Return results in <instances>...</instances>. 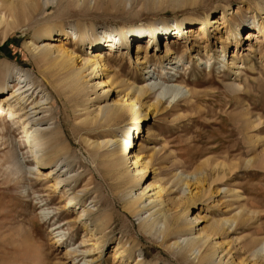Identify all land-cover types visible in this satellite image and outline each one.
Masks as SVG:
<instances>
[{
	"label": "rangeland",
	"instance_id": "obj_1",
	"mask_svg": "<svg viewBox=\"0 0 264 264\" xmlns=\"http://www.w3.org/2000/svg\"><path fill=\"white\" fill-rule=\"evenodd\" d=\"M41 2V9L34 13L32 21L29 19L26 25L10 33L5 42L1 43L0 37V59L8 58L12 64L27 70L30 79L48 85L32 63V53L25 48L32 27L61 24L62 29L54 30L51 38H40L37 43L58 44L66 38L64 47L72 49L75 57L71 68L80 66L82 58L92 51L85 43L73 39V31L78 33L79 29L75 28L88 29L85 42L108 28L104 33L114 35L115 40L128 36V44L122 45L118 55L112 57L123 70L115 75L106 68L110 78L107 91L102 94L99 87L96 91L91 87L98 75L87 78L91 109L120 98L127 103L129 95L137 94L135 89L127 88V83L133 81L138 87L167 81L169 77L172 81L165 84L186 79V88L193 95L185 92L178 99H172L167 92L161 95L162 89H153L139 97L143 106L155 103L154 108L146 107L144 121L127 117L111 127L121 134L120 129L132 126L134 137L133 125L139 121V147L149 156L146 176L141 183L143 186L151 184L143 197L152 193V187L159 180L165 186L163 195L168 198L175 220L199 217L196 224L186 223L180 240L198 229L211 231L203 247L215 250L223 264H264V255H261L264 253V0H163L160 3L125 0L115 6L107 0ZM258 2L263 5L262 9L257 7ZM182 21L192 24L191 36L182 34V38L171 40L172 37L167 39L162 35L174 27L181 28ZM118 22L123 25L120 32ZM163 22L165 25L161 28ZM200 22H203L204 34L195 32ZM139 27H143L144 36L153 31L152 27L160 31V35L156 34L150 49L135 53L136 42L129 34ZM247 31L260 36V41L253 37L245 39ZM171 59L175 60L173 64ZM54 66L51 64L46 70L52 78L63 72L58 65ZM151 69L154 73L148 74L146 71ZM11 75L9 70L4 76L11 80ZM149 75L152 77L147 79ZM156 97H160L157 102ZM60 102L53 103L50 109L55 113L53 120L67 124L65 133L70 137L67 176L71 178L67 183L74 185L79 198L85 204L91 202L93 209L110 208L115 217L114 226L112 231H107L102 246L96 249L94 239L74 221V211L45 220L43 211L49 214L62 208L65 211L66 195L60 192L63 187L53 188V179L48 173L51 164L40 166L38 173L36 166L29 164V146L23 137L3 133L0 139V264H133L136 261L140 264H199L194 254L179 257L165 246L172 242L175 234H170L168 241L162 244L160 236L142 229L137 215L123 209L119 198L122 188L103 163L104 148L100 156L91 153L82 141L85 134L76 128L80 127L78 119L67 108L64 114ZM134 110L137 112V107ZM1 121L0 118V126ZM3 121L13 126L5 116ZM90 153L93 156H89ZM29 168L33 173L27 171ZM184 180L188 181L189 188L183 184ZM43 190L48 193L43 197L49 204L39 206L40 202L36 203L32 197ZM139 190V184L132 186L133 192ZM67 207L68 203L65 209ZM64 219L69 221L70 228L64 225L60 231L50 230L53 222ZM59 232L64 233L62 239H65L57 244L54 235ZM118 239L129 248V258L127 254L122 255V259L115 257ZM68 248L76 251L68 254ZM198 253L195 254L198 256ZM217 260L213 264H218Z\"/></svg>",
	"mask_w": 264,
	"mask_h": 264
},
{
	"label": "bare ground",
	"instance_id": "obj_2",
	"mask_svg": "<svg viewBox=\"0 0 264 264\" xmlns=\"http://www.w3.org/2000/svg\"><path fill=\"white\" fill-rule=\"evenodd\" d=\"M76 1L84 2L86 0ZM123 1L125 0H107L111 5L115 3L120 5ZM162 1L163 0H156L158 3ZM184 1L195 2L196 0ZM41 3V0H0L1 43L6 41L10 33L26 25L29 19L31 20L34 16V13H37V11L39 12ZM262 6L260 2L257 7L262 9ZM119 24L118 22V25ZM164 25L165 23L163 22L160 27L162 28ZM180 26L181 28L174 27L171 31L167 30L163 32L162 35L167 36V39L172 37L171 40H174L173 38L176 40L182 38V34H184L185 37L191 36V32L194 31L191 23L186 25V22L182 21L180 22ZM197 26L195 32L204 34L203 22H200ZM122 28L123 25L121 26L120 24L119 32ZM152 28L153 31H149L147 36L142 34L143 27L134 29L135 31H132L133 29L131 30L129 38L136 42L135 53L145 52L146 49H150L152 42L155 41L156 34L160 35V31H155L154 27ZM60 29H62L61 24L56 23H46L32 27L30 39L25 42V48L32 53L30 54L32 63L47 79L48 85L40 84L37 81L36 83L35 80L30 79L27 70L12 64L8 58L0 59V118L2 119L0 139L3 133H7L8 135L15 134L16 136L23 137L25 143L29 146L31 157L29 164L33 167L36 166L35 171L37 173L40 166L51 164L52 167L48 171L53 179V183L51 184L55 189L57 187H63V190L60 192H62V195H66V200L63 204L65 211H63V208L59 211H51V214H49L48 211H43L42 215L45 220L49 221L50 219H56V217L63 214L67 216L69 211H74V221L80 223L83 230L87 231L89 236L94 239L93 247L96 249L100 248L106 240L107 231H112L115 220L114 214L110 208L99 205L100 207L93 209L90 205V201L93 199L89 201L90 203L85 204L79 198L75 186H69V183H67V180L71 178V176H67L70 167L67 160L71 152L70 137L68 138V135L65 133L67 124H65L63 120H53L55 113L50 109L53 103L55 104L61 101L60 110L65 114V109L67 108L78 119L80 127L77 126L76 128H78V132L80 131L85 134L82 141L88 149L90 148L91 153L100 156V150L104 148V153L101 155L104 166L114 177L115 181L120 184L118 186L122 188L119 191V198L123 201L122 207L127 213L138 216L142 229L149 234L153 233L160 236V242L162 244H164L165 240L168 241L170 234H175L172 242L165 246L174 251L173 253L179 257H188L187 254H194L193 258H197L199 264H213L217 258V263L223 264L221 257L215 250H212L210 246L203 247L205 241L208 240L207 238L212 235L211 231L206 232L202 229H198L195 233L184 235L182 240H180L182 237L180 233L185 230L186 223L196 224L199 217L194 215L191 218L189 217L186 221L175 220V215L172 213L173 209L167 203L168 198L165 199L163 195L165 189L164 184L157 180L155 182L156 185L152 187V193L143 197L150 190L151 184L143 186L141 183L146 176L149 156L145 155L139 147L141 144L140 140H138V133L140 132L139 121L133 125V130H136L134 137L137 136V140L135 141H133L134 137H132V126L120 129L121 134H118L112 129L113 126L127 117L133 120L141 118L144 121L147 116L148 108L151 106L154 108L155 103L143 106L140 104L139 97L153 89H162L159 93L162 95L167 92L172 99H178L180 96H183L185 92L192 94V91L186 88V79L180 78L176 84H165L167 81H172L169 77L167 81L152 82V85L147 84L138 87H135L133 81L127 83V88L135 89L137 94L134 96L129 95L127 103H125V99L123 100L120 98L114 100V103L105 101L103 104H98L95 108L91 109V105L88 104L91 97H89V93H87V84L89 81L87 78L92 76L97 77L98 75V80L94 81L91 85L92 89L96 91L95 88L99 87L101 94L107 91V82L110 77L108 71L105 70L109 68L112 70L113 74H121L123 66L120 64L116 65L112 57L118 55L122 45L128 44V36L124 35L115 40L114 35L111 36L110 33H104L108 31V28H105L98 37L87 39L85 42L88 29L77 26L75 29H78V33L73 31V39L78 40L81 44L85 43V45H88V49L92 51L89 52L91 53L89 54L90 56L88 55L82 58L83 63L80 66L75 65L74 68H71V64L74 62L75 57L72 49L68 50L67 47H64L67 41L66 38L59 40L58 44H54L51 41H45V43L41 44L37 43L40 38H51L52 32ZM246 33L245 39L248 40L250 37H253L255 39L257 38L256 41H260V36L258 37L255 35L253 31H247ZM259 46L260 45H257V47ZM166 50L168 51L169 48ZM136 61H138L137 55ZM159 62L162 63L161 60ZM174 62L175 60L171 59V63L173 64ZM51 64L52 67L58 65L59 67H56L63 70V72H59L61 75L52 78L50 76L51 74L49 75V73H46ZM225 64L226 62L223 61L222 66ZM9 70H11L12 74L11 80H8L4 76L7 75ZM208 71L210 72L209 68ZM146 72L148 74L149 72L154 73V69L147 70ZM150 75L147 79L152 77ZM178 76L180 75L178 74ZM175 80L176 79H174V81ZM155 85H159L158 88H155ZM160 97H156V102L160 100ZM134 107H137V112H135ZM4 116L13 124L12 127L7 125L6 121H3ZM104 127L108 128L105 129ZM136 145L137 148H135ZM23 147L25 148V146ZM91 153L89 156H93ZM128 153L129 155H127ZM61 161H63V164H61ZM27 171L33 173L32 168L27 169ZM76 180V178L73 179L74 183ZM59 183H61L60 186ZM138 184L140 190L135 193L132 191V186ZM183 184L188 187L187 180H184ZM66 186H68V188H66ZM45 195H48V193L43 190L41 193H38L37 197L32 198L36 200V203L40 202L39 206H46L49 202L43 197ZM66 203H68L70 210H68V207L65 209ZM92 205H94V203ZM47 209L48 207H46V210ZM68 222L67 219L53 222L50 225V230L60 231L63 229L64 225H66V228H70L71 224ZM151 231L153 232L151 233ZM63 234V232H59L54 235L57 244L64 241L65 238L62 239ZM120 240L118 239L114 248L115 257L118 256L122 259V255L127 254V258H129L131 256L129 248L125 246L124 241L121 242ZM201 247H203V249L200 251ZM258 249L261 251L262 246ZM75 251L76 249L71 250L68 248L67 253L71 254V252ZM195 253H198V256ZM261 255L263 256L264 253ZM81 259H83V261L85 260L83 257ZM87 261L90 262L91 260ZM224 263L228 264L226 262ZM85 264H88V262ZM133 264H140V262L136 261Z\"/></svg>",
	"mask_w": 264,
	"mask_h": 264
}]
</instances>
